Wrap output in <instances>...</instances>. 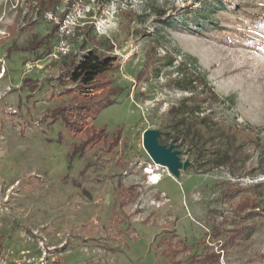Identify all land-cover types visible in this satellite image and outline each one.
Returning <instances> with one entry per match:
<instances>
[{
  "label": "rangeland",
  "instance_id": "1",
  "mask_svg": "<svg viewBox=\"0 0 264 264\" xmlns=\"http://www.w3.org/2000/svg\"><path fill=\"white\" fill-rule=\"evenodd\" d=\"M38 1L0 0V264H169L170 236L190 247L182 264L212 251L264 264V211L240 208H264V0H83L72 53L85 39L115 56L122 91L76 138L49 117L74 87L52 57L58 36L22 50L52 27ZM152 129L188 164L178 179L147 153Z\"/></svg>",
  "mask_w": 264,
  "mask_h": 264
},
{
  "label": "trees",
  "instance_id": "2",
  "mask_svg": "<svg viewBox=\"0 0 264 264\" xmlns=\"http://www.w3.org/2000/svg\"><path fill=\"white\" fill-rule=\"evenodd\" d=\"M75 1L83 0H68V5H71ZM102 3H110L112 0H97ZM38 6L41 12L56 13L60 0H39ZM67 12L65 11L61 16L63 17ZM202 19V18H201ZM58 25L52 23L50 33L45 37L36 35L33 38L31 44L27 47L22 48L25 51L37 52L45 46V42L48 38H53L57 35ZM80 30V29H79ZM50 38V39H51ZM87 40L83 39L81 44V50L84 51L82 58H78V55L71 53L66 56L61 62L64 66V70L61 73V78L73 85V89L69 88L64 93L59 94V97L65 101H62L57 110L53 113H49V117L52 121H62L65 129L74 138L78 137L83 131L85 125L90 120L95 119L98 114L105 108L116 103L117 95L121 93L122 89L119 85L115 84L113 79V73L117 71L119 67L115 56L108 55L98 48L86 49ZM106 51L111 52L114 48L111 43L107 40ZM44 58L41 56L38 60ZM141 74V72H140ZM139 74V75H140ZM139 77V76H138ZM184 78L177 80L178 86L185 91L197 92L199 84L197 79ZM186 82L187 84L182 85ZM195 83V84H194ZM100 132H95L87 139L77 144L71 151V155L74 157L82 158L87 148L98 139H102L105 131L100 129ZM112 142L109 144V148H113L118 145L121 138L119 135L111 137ZM84 172V171H83ZM241 210L249 211H264L261 209L260 201L256 199H244L240 205ZM244 231V230H243ZM239 234V233H238ZM233 237V242H234ZM175 237H162L161 244L166 245L165 256L169 264H182L183 261L178 256L185 250H189L190 247L179 239L174 242ZM188 264H219L220 253L215 251L206 253L203 257L200 255H193L189 258Z\"/></svg>",
  "mask_w": 264,
  "mask_h": 264
},
{
  "label": "built area",
  "instance_id": "3",
  "mask_svg": "<svg viewBox=\"0 0 264 264\" xmlns=\"http://www.w3.org/2000/svg\"><path fill=\"white\" fill-rule=\"evenodd\" d=\"M89 6L90 5L85 3V1H75L71 4L70 11L63 17L61 16L58 18L52 12L46 13L47 18L59 27L57 32V43L52 51V57H54V60L60 62L72 53V44L70 43V40L78 35L79 18H81V16L77 18L75 13H81L83 11L84 13H87L91 10V7ZM79 58L81 59L82 55H80Z\"/></svg>",
  "mask_w": 264,
  "mask_h": 264
},
{
  "label": "water",
  "instance_id": "4",
  "mask_svg": "<svg viewBox=\"0 0 264 264\" xmlns=\"http://www.w3.org/2000/svg\"><path fill=\"white\" fill-rule=\"evenodd\" d=\"M161 132L159 130H146L144 133V147L151 159L159 165L167 167L169 172L176 178L181 175V170L187 168L188 164L183 163L181 152L176 145H165L161 143Z\"/></svg>",
  "mask_w": 264,
  "mask_h": 264
},
{
  "label": "bare ground",
  "instance_id": "5",
  "mask_svg": "<svg viewBox=\"0 0 264 264\" xmlns=\"http://www.w3.org/2000/svg\"><path fill=\"white\" fill-rule=\"evenodd\" d=\"M148 174H152V175H154V177H152V183L154 184V185H156V184H159V182H160V177H159V175H156V173H155V171H153L152 169H149L148 170ZM172 176V175H171ZM173 177V176H172ZM175 178V177H174ZM178 179V178H177Z\"/></svg>",
  "mask_w": 264,
  "mask_h": 264
}]
</instances>
